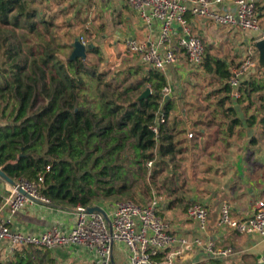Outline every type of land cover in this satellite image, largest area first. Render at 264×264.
I'll return each mask as SVG.
<instances>
[{
    "label": "crops",
    "instance_id": "obj_1",
    "mask_svg": "<svg viewBox=\"0 0 264 264\" xmlns=\"http://www.w3.org/2000/svg\"><path fill=\"white\" fill-rule=\"evenodd\" d=\"M251 1L257 8L259 33L243 31L237 26H218L208 19L187 14V26L205 48L202 65L199 69L191 68L184 53L176 50L177 61L161 72L166 81L164 88L171 89L170 96L164 98L171 101L172 111L182 106L184 125L193 135L189 139H195L173 140L176 148L169 155L174 159L173 169L168 173L169 190L163 200L157 199L158 208L167 211L164 218L159 216L177 238L189 242L202 239L220 249L231 248L226 264H261L264 256L261 236L240 235L217 226L224 203L230 206L233 219L244 220L252 215L254 204L264 200V71L245 76L239 88L241 98L233 100L230 91H223L227 79L223 81L212 72L206 73L203 64L206 59L210 62L215 59L231 72L248 51L258 58L255 43L264 38V0ZM70 5L73 20L79 18L72 27L88 36L85 45L94 44L93 48L105 55V63L119 66L128 73L135 72L138 79L149 76L146 71L154 69L143 64L140 55L129 53L126 42L133 40L147 46L156 43L160 33L158 22L146 26L125 0H72ZM215 7L233 10L230 0H222ZM176 42L177 38L173 40L174 46ZM251 80L262 84L263 88L249 95L243 84ZM177 129V133L182 131ZM9 192L10 185L1 181V200ZM117 202L114 197L100 198L90 207L110 214ZM195 203L203 205L208 213V227L204 232L186 214L187 208ZM74 218L75 208L65 204L30 203L12 216L7 208H2V202L0 204V220L9 219L12 231L32 236H39L52 227L69 232ZM7 246L6 242L0 243V263L14 256L16 250L10 253ZM49 251L54 259L52 264H99L94 254L82 247H58ZM165 254L172 263L188 258V263L197 264L207 257L194 247L174 246ZM112 264H129L124 244H114Z\"/></svg>",
    "mask_w": 264,
    "mask_h": 264
},
{
    "label": "trees",
    "instance_id": "obj_2",
    "mask_svg": "<svg viewBox=\"0 0 264 264\" xmlns=\"http://www.w3.org/2000/svg\"><path fill=\"white\" fill-rule=\"evenodd\" d=\"M29 5L30 0H0V31L12 24L18 26L27 15V27L34 33L37 23ZM40 47L34 43L22 59L17 47L10 48L6 59L10 70L0 74V169L7 177L37 183L50 204L88 207L96 199L115 198L125 192V185L114 180L127 139H132L135 158L144 161L175 152L174 134L166 128L172 104L162 97L166 81L161 72L148 70L149 76L136 79L131 88L120 90L116 85L113 89L109 85L114 82L101 85L103 75L87 59H64L69 47L65 41L57 47L59 61L54 50L45 57L39 53ZM90 53L98 54V48ZM51 61L59 65V74L51 70ZM210 61L205 60L204 71L226 80L229 69L218 60ZM92 82L98 85L99 94L94 98L88 96ZM243 85L249 95L263 88L252 80ZM139 88L141 91L135 92ZM147 88L151 94L136 102ZM223 91H230L227 85ZM156 125L157 137L149 129ZM50 254L49 250L21 248L11 260L0 264H52ZM225 259L207 256L197 264H226Z\"/></svg>",
    "mask_w": 264,
    "mask_h": 264
},
{
    "label": "built area",
    "instance_id": "obj_3",
    "mask_svg": "<svg viewBox=\"0 0 264 264\" xmlns=\"http://www.w3.org/2000/svg\"><path fill=\"white\" fill-rule=\"evenodd\" d=\"M134 10L143 24L150 26L153 22L160 24L159 38L156 43L140 44L133 40L126 42L129 53L140 55L141 61L149 68L163 72L177 61L176 50H181L188 65L199 69L202 65L205 48L201 39L192 34L186 24L185 16L205 18L218 26H237L243 31L259 33L261 27L257 17V8L251 0H230L233 10L224 11L215 7L222 0H125ZM177 38L176 46L173 40ZM85 44V42H82ZM257 59L252 51H248L244 60L234 67L226 80L233 100H239L241 80L255 72ZM166 91V89L164 88ZM163 122V115H159ZM149 129L157 137L159 127ZM192 134L188 137L192 138ZM151 165V164H149ZM42 179L39 178V181ZM3 181L0 177V182ZM43 204L51 201L41 194L37 183L24 179L14 181L10 185L9 195L3 198L2 208H7L10 216L20 212L27 204L34 203L19 191ZM159 202L156 198L147 204H136L132 201H119L114 210L106 214V218L98 213H88L87 208L75 207V218L72 229L63 232L52 227L39 236L12 231L9 219L0 220V243L6 242L10 253L21 248L34 247L53 250L58 247H82L94 254L99 264H112L113 246L122 243L128 250L129 264H172L166 252L174 246L182 249L194 247L209 257L226 258L232 254L231 248L220 249L211 241L195 239L189 242L185 238H177L170 233L169 226L158 215ZM231 208L224 203L220 209L217 222L219 228H228L240 235L256 234L264 238V200H258L253 206L252 215L244 220L233 219ZM189 219L197 224L200 231L208 227L206 208L195 203L187 208ZM162 256V257H161ZM264 264V256L261 258Z\"/></svg>",
    "mask_w": 264,
    "mask_h": 264
},
{
    "label": "rangeland",
    "instance_id": "obj_4",
    "mask_svg": "<svg viewBox=\"0 0 264 264\" xmlns=\"http://www.w3.org/2000/svg\"><path fill=\"white\" fill-rule=\"evenodd\" d=\"M70 1L72 0H30L28 9L31 11V14L34 15L37 23L34 33L41 36V39L35 37L34 33L29 31L27 27L28 24H26L27 15L18 26L12 24L7 29L3 28L0 31V74H3L5 70H10L9 61H6L10 48L13 50V48L17 47L19 58L22 59L29 55L30 46H33L34 43L40 44L42 45V47L39 48L40 54L47 57L49 56V52L54 50L56 59L59 61V58H61L59 52H57L59 43L65 41L69 44V47L64 50L65 57L63 58L65 59L67 56H70L72 51L71 44L74 39L78 38L80 42L86 41L88 36L86 34V36L80 34V29L72 27L73 23L75 21L77 22L79 18L76 17L75 20H73ZM28 37L30 39H28ZM86 59L95 64L97 70L103 75L101 81L102 86L114 82L109 85L110 88L114 89L117 85V88L122 90L127 87L131 88L135 80L138 79L136 77L137 73L135 72L128 73L118 68L119 66L105 63L106 57L100 51L98 54L88 53ZM50 68L54 73L59 74V65L55 61H51ZM2 81V78H0V83ZM97 86L95 82L89 84L90 90L88 96L90 98H94L99 94ZM165 89L166 91L164 88L162 90L163 98L171 94V89L169 87ZM139 91H141V88L135 92L139 93ZM160 102H162V100ZM93 106L94 104L92 103L91 107L95 109L96 112L100 111L99 107ZM181 110L182 106L178 105L175 110L169 114L166 128L169 130V133L171 132L172 135L174 134V140H194L195 138L189 139L188 137L190 131H188L184 125V118ZM171 127L174 128L171 129ZM177 128L182 129V131H178L177 133ZM175 133H177V135H175ZM127 140L124 150L118 156L119 161L117 164L119 166V175L114 180L115 183L124 184L126 190L121 196L115 197V199L118 201H132L136 204H147L153 198L160 201L163 200L164 196L167 194L166 192L169 190L168 186H170L168 173L173 169V157L166 156L160 158L155 155L154 159L151 161H144L141 157L135 158L130 147V141L132 139ZM123 156H125V158H123ZM130 161L131 163H129ZM127 174L130 176L127 177ZM166 211L167 210L163 208H158L157 213L164 218ZM187 260L188 258H179L172 264H190Z\"/></svg>",
    "mask_w": 264,
    "mask_h": 264
},
{
    "label": "water",
    "instance_id": "obj_5",
    "mask_svg": "<svg viewBox=\"0 0 264 264\" xmlns=\"http://www.w3.org/2000/svg\"><path fill=\"white\" fill-rule=\"evenodd\" d=\"M94 44H88L85 45L82 42H80V40L78 38L74 39L73 43L71 44V48L72 51L70 53L69 56V61H75L77 59H82L85 60L87 57V54L93 49ZM255 50L257 51L258 54V59H257V66H256V70L255 72H263L264 71V38L258 40L255 43ZM202 74H204L203 72H201ZM151 94V91L149 88L145 89L144 92H142L137 98H136V102L144 99L146 97H148ZM0 177L3 181H5L6 183H8L9 185H14V180L10 179L9 177H7L4 172L0 169ZM21 194H23L24 196H26L29 200L33 201L34 203H38L41 204V202L37 201L34 198L29 197L26 193H24L23 191H19ZM87 212L88 213H93V212H98L100 214H102L105 218L106 213L98 208H93V207H88L87 208Z\"/></svg>",
    "mask_w": 264,
    "mask_h": 264
}]
</instances>
